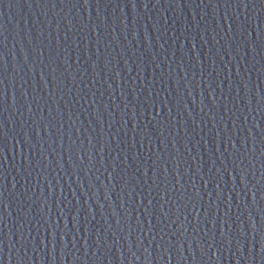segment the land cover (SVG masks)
Wrapping results in <instances>:
<instances>
[{
    "label": "water",
    "instance_id": "1",
    "mask_svg": "<svg viewBox=\"0 0 264 264\" xmlns=\"http://www.w3.org/2000/svg\"><path fill=\"white\" fill-rule=\"evenodd\" d=\"M0 264H264V0H0Z\"/></svg>",
    "mask_w": 264,
    "mask_h": 264
}]
</instances>
